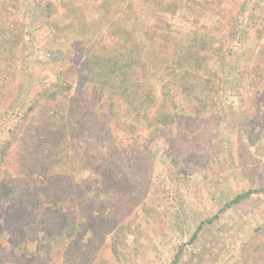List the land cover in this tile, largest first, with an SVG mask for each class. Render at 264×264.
<instances>
[{
  "label": "rangeland",
  "instance_id": "374dc122",
  "mask_svg": "<svg viewBox=\"0 0 264 264\" xmlns=\"http://www.w3.org/2000/svg\"><path fill=\"white\" fill-rule=\"evenodd\" d=\"M95 62L150 81L133 130ZM1 192L0 264H264V0H0Z\"/></svg>",
  "mask_w": 264,
  "mask_h": 264
},
{
  "label": "trees",
  "instance_id": "16d2710c",
  "mask_svg": "<svg viewBox=\"0 0 264 264\" xmlns=\"http://www.w3.org/2000/svg\"><path fill=\"white\" fill-rule=\"evenodd\" d=\"M119 62H110L108 64L103 65L102 62H95L94 65H91L87 69V75L89 76L90 82L97 83L100 85V89L102 92L104 91H110L114 95V99H119V103L122 107L126 109V119L129 122V125H126L129 127L130 130H133V124L136 122L141 121L144 118H147L148 114L151 112L149 109L152 108L155 101V95L153 94V87L150 83V81H133L130 78V75L127 74V66L125 65L119 66ZM105 66V67H104ZM99 70V71H98ZM89 73V74H88ZM107 73V75H106ZM86 75V78L88 79ZM99 76V79H97ZM154 76V75H153ZM157 115L159 113H156ZM95 121H97L95 119ZM94 121V122H95ZM82 125V123H79ZM83 126V125H82ZM55 136L48 135L51 140L56 139L57 143L62 142H68V134L64 131L60 132L61 137H57L56 132L53 131L54 128L51 126H47ZM65 128V126H63ZM92 128V127H90ZM89 128V130H90ZM98 129L101 133H109L108 125L106 126H98ZM48 132H51V131ZM71 130H77V129H71ZM97 130V125H96ZM57 176H51L50 180L53 181ZM57 182H62V179L60 178L56 179ZM61 185H58L57 187H60ZM64 186V185H63ZM54 190L51 192V195L54 199H58L55 202H58L62 200V195H64V190L58 189L53 187ZM52 189V188H51ZM11 193H0V200L3 202L4 198H7L8 201L9 198L7 196H11ZM46 194V193H45ZM45 194H43L45 196ZM250 192H245L242 194L237 195L233 200H231L229 203H227L226 208H230L235 204H238L243 200L244 198L249 197ZM53 200V199H52ZM16 201L18 203L16 204ZM15 201V206L10 207L6 210L8 213L9 219L17 218L18 220V226L16 229L20 228L22 226V221L24 218H30L32 216L29 215L28 207L26 205H22L19 203V198H17ZM58 204V203H57ZM88 205H91V202H88ZM40 210H44L47 212L48 216L47 221L41 220V223L45 224L46 229L44 230L45 233V240L49 241L51 245L57 246V247H63L65 242L73 243L77 235V232L79 230V227L77 225V222L75 219L69 220V218L62 213V208L60 209H54L53 207H46L40 206ZM38 208V209H39ZM38 222V221H36ZM94 222V221H93ZM95 223V222H94ZM26 224H29V221L26 220ZM14 231V230H13Z\"/></svg>",
  "mask_w": 264,
  "mask_h": 264
}]
</instances>
